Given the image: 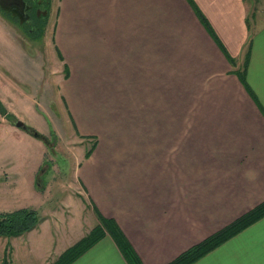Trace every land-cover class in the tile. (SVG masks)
<instances>
[{
  "label": "crops",
  "instance_id": "crops-1",
  "mask_svg": "<svg viewBox=\"0 0 264 264\" xmlns=\"http://www.w3.org/2000/svg\"><path fill=\"white\" fill-rule=\"evenodd\" d=\"M256 7L59 2L58 88L73 136L96 144L76 169L83 210L94 227L101 218L116 226L141 264H170L264 202V8ZM10 115L4 107L0 127L25 137ZM71 264L127 263L105 233ZM194 264H264V217Z\"/></svg>",
  "mask_w": 264,
  "mask_h": 264
},
{
  "label": "rangeland",
  "instance_id": "rangeland-1",
  "mask_svg": "<svg viewBox=\"0 0 264 264\" xmlns=\"http://www.w3.org/2000/svg\"><path fill=\"white\" fill-rule=\"evenodd\" d=\"M257 1L264 8V0L248 3L257 8ZM59 2L26 0V20L0 6V104L46 140L20 130L16 134L25 137H17L10 125L0 127V175L9 177L0 183V214L22 210L35 216L30 231L0 237V264H45L62 243L72 247L94 228L90 214L83 210L76 179V169L94 141L85 147L73 136L58 88L65 76L53 44ZM7 83L25 95H15ZM34 109L45 119L37 117ZM34 170L37 177L31 187Z\"/></svg>",
  "mask_w": 264,
  "mask_h": 264
},
{
  "label": "trees",
  "instance_id": "trees-1",
  "mask_svg": "<svg viewBox=\"0 0 264 264\" xmlns=\"http://www.w3.org/2000/svg\"><path fill=\"white\" fill-rule=\"evenodd\" d=\"M195 14L198 16L200 23L209 34V36L214 40L217 46L221 48L222 52H224L215 35L213 34V31L206 23V20L202 18L197 12H195ZM0 113L1 115H4V108L1 104ZM9 117L10 116H8L7 118L9 119ZM25 132L33 135L34 137H38L40 140H45L42 136L38 135L27 126L25 127ZM46 144L47 146H49V142ZM95 145L96 144L94 142L92 148L87 152V158L92 153ZM263 217L264 202L257 206L255 209L251 210L250 212L234 221L229 226L217 232L213 236L207 238L200 244L188 249L187 251L179 255L170 264L196 263L205 255L209 254L217 247L221 246L223 243L236 236L238 233L256 223ZM28 220H30V222ZM34 222L35 216L33 211L20 210L12 214H0V237H15L26 231H30V229L34 227ZM105 233L109 234L127 264H141L136 253L132 250L131 246L125 240L117 227L111 224V222L104 220L103 218L100 219L99 225L95 226L86 237H83L74 246L68 248L52 264H71L74 260L88 251L92 246L97 244L103 238Z\"/></svg>",
  "mask_w": 264,
  "mask_h": 264
},
{
  "label": "flooded vegetation",
  "instance_id": "flooded-vegetation-1",
  "mask_svg": "<svg viewBox=\"0 0 264 264\" xmlns=\"http://www.w3.org/2000/svg\"><path fill=\"white\" fill-rule=\"evenodd\" d=\"M1 4L0 6H3V8L8 9V11H11L15 15H17L21 20H26V13L28 6L26 5V0H0ZM35 13L37 11L35 10ZM29 22V21H27Z\"/></svg>",
  "mask_w": 264,
  "mask_h": 264
},
{
  "label": "water",
  "instance_id": "water-1",
  "mask_svg": "<svg viewBox=\"0 0 264 264\" xmlns=\"http://www.w3.org/2000/svg\"><path fill=\"white\" fill-rule=\"evenodd\" d=\"M15 126H16L17 128H19V129H22V130H25V127H26L22 122H19V121H17V122L15 123Z\"/></svg>",
  "mask_w": 264,
  "mask_h": 264
}]
</instances>
